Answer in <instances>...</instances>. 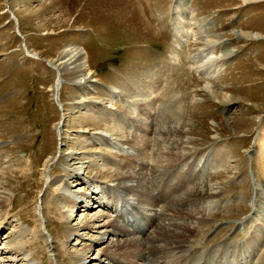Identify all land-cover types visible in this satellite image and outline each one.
<instances>
[{
  "label": "rangeland",
  "instance_id": "rangeland-1",
  "mask_svg": "<svg viewBox=\"0 0 264 264\" xmlns=\"http://www.w3.org/2000/svg\"><path fill=\"white\" fill-rule=\"evenodd\" d=\"M175 3L0 0V264H83L82 248L102 234L99 226L83 229L85 217L102 224L112 210L111 195L99 188L110 182L102 159L122 151L116 137L131 128L138 144L149 138L152 159L164 147L143 121L132 127L118 121L125 104L113 90L155 129L171 122L184 130L192 148L184 168L201 162L200 175L214 184L216 194L201 200L207 220L191 235L193 262L212 248L218 250L209 262L264 264V0ZM188 9L196 19L212 18L221 37L213 54L233 50L211 74L193 62L204 61L198 51L204 41L187 33L179 11L186 17ZM71 44L87 52L93 81L67 80L61 105L50 62L58 64ZM71 165L85 169L73 173ZM105 195L108 202L99 205ZM97 212L104 216L95 219ZM106 246L96 243L84 264L96 263Z\"/></svg>",
  "mask_w": 264,
  "mask_h": 264
},
{
  "label": "bare ground",
  "instance_id": "bare-ground-1",
  "mask_svg": "<svg viewBox=\"0 0 264 264\" xmlns=\"http://www.w3.org/2000/svg\"><path fill=\"white\" fill-rule=\"evenodd\" d=\"M175 7H178V0H176ZM179 12L181 21H186L189 27H185L187 33L192 31L196 34L194 35L196 40L204 41V45L198 51L200 56L205 59L204 61L197 59L193 61L194 64H197L196 69L201 71L205 68L207 73L214 71L215 69L211 67L213 63L217 59L229 56L233 50L223 52L219 56L213 54L216 45L221 43V37L210 27L213 22L212 18L196 19L195 11L192 9L185 12L187 13L186 17L181 16L183 11ZM190 21H192L191 24ZM199 34L201 36H198ZM240 34L247 37L257 36L244 31ZM26 52L30 57L39 58L35 53H30L27 48ZM46 62L48 63L49 60H46ZM57 62L56 65L50 62V65L58 72V80L55 85L56 98L61 104L62 102L59 99L61 85L66 83L67 80L79 85L89 83L93 81V71L88 66L87 52L77 44L66 46ZM113 95L116 100L120 99L125 104L122 112H119L118 115L120 123H128L132 127L135 121H143L151 127L150 129L154 133L157 132L158 137L156 139L161 144L163 142L165 144L163 148L156 149L154 159H152L149 155V153H152L147 151L150 146L149 138H143V143L138 144L137 139H133L135 135L132 136V133H130L131 128L121 131V139L116 137V143L122 151L120 150L119 153L114 151L109 159L107 157L102 159L103 169L101 172L109 174L110 182L100 188L103 194L107 192L109 196L111 195L112 210L107 215L108 219L102 224L90 223L92 217L89 219L85 217L82 228L92 229L94 226H99L102 227V234L94 238L98 241L93 240L91 243L84 245L81 250L83 256L81 261L84 260L82 263L84 264L86 254L91 251L96 243L107 241L106 248L94 264H218L217 259L214 260L213 258L212 262L207 259L208 257H215L218 249L213 250L212 248L208 251L211 256L206 254L207 257L201 259V256L198 255L195 258L196 261L193 262L196 253L191 252V235L198 229L200 223L207 220L206 217L209 212L205 210L206 207L201 203V200L214 196L216 191L214 184L200 175L201 162L194 163L189 170L184 168L192 150L188 145V138L183 135L184 130L178 129L175 124L170 125L171 122L166 124V128L164 126V128L157 130V128L155 129L151 124H148V120L142 116L145 115L143 111L135 113L134 104L125 94L119 90H113ZM119 128L123 129L121 126ZM113 132L115 131L113 130ZM102 136L104 139L111 141L109 134H103ZM49 165L48 162L44 168L45 173H47ZM113 166H116V168H113ZM71 167L70 170L73 173L85 169L81 165H71ZM191 171L193 174L191 177L194 179L192 188L187 185V182H190L188 177ZM96 179L97 176H94L91 182L94 184V182H97ZM115 190L120 193V197L115 195ZM105 196L107 198L101 200L99 205L108 202V195ZM203 197L205 198L203 199ZM70 203L75 206L76 203L78 204V200L72 197ZM95 215L96 218L93 216L95 219L104 216L101 213L99 215L98 212ZM75 230L71 228L67 237L74 234ZM262 235L263 233L257 234L254 242L257 241L258 243Z\"/></svg>",
  "mask_w": 264,
  "mask_h": 264
}]
</instances>
